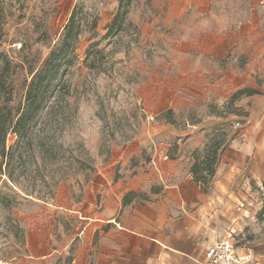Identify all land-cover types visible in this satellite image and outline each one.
Returning <instances> with one entry per match:
<instances>
[{
    "label": "crops",
    "instance_id": "1",
    "mask_svg": "<svg viewBox=\"0 0 264 264\" xmlns=\"http://www.w3.org/2000/svg\"><path fill=\"white\" fill-rule=\"evenodd\" d=\"M143 2L127 17L155 41L133 85L144 128L70 204L57 196L37 222L18 220L21 259L199 264L232 230L246 264H264V0ZM121 6L97 3L106 27Z\"/></svg>",
    "mask_w": 264,
    "mask_h": 264
},
{
    "label": "rangeland",
    "instance_id": "2",
    "mask_svg": "<svg viewBox=\"0 0 264 264\" xmlns=\"http://www.w3.org/2000/svg\"><path fill=\"white\" fill-rule=\"evenodd\" d=\"M100 1L0 0V104L12 110L23 105L30 71L41 67L69 20L76 35L72 60L57 78L68 106L55 119L43 108L34 120V128L46 127L45 145L13 150L7 166L0 156V264H24L19 219L37 222L38 212L47 210L44 201L57 196L70 204L85 192L96 165L144 128L133 85L155 51L152 25L130 21L131 0H119L122 6L106 27ZM143 3L148 9L155 0ZM15 140L8 134L7 148ZM5 169L12 180L1 174Z\"/></svg>",
    "mask_w": 264,
    "mask_h": 264
},
{
    "label": "trees",
    "instance_id": "3",
    "mask_svg": "<svg viewBox=\"0 0 264 264\" xmlns=\"http://www.w3.org/2000/svg\"><path fill=\"white\" fill-rule=\"evenodd\" d=\"M71 20L65 25L66 31L63 38L56 42L41 67L30 71V80L26 83L24 103L12 110L5 102L0 104V156L6 158L3 162L8 165V157L13 150H30L35 142L39 147L45 145L44 135L46 127L34 128V120L45 109V115L49 118H56L63 113V107H67V101L63 100L62 90L64 84L57 81V78L66 70L74 54L73 44L76 35L70 33ZM109 27V33L112 25ZM87 57L84 62H86ZM8 134L16 136V140L7 148L6 140ZM209 163L213 161V155L208 156ZM207 173L211 172L208 165ZM13 179L11 172L5 169L1 172Z\"/></svg>",
    "mask_w": 264,
    "mask_h": 264
},
{
    "label": "built area",
    "instance_id": "4",
    "mask_svg": "<svg viewBox=\"0 0 264 264\" xmlns=\"http://www.w3.org/2000/svg\"><path fill=\"white\" fill-rule=\"evenodd\" d=\"M235 246L234 231L229 230L225 237L206 249L204 258L199 264H245L248 262L251 259L249 253L237 254Z\"/></svg>",
    "mask_w": 264,
    "mask_h": 264
}]
</instances>
